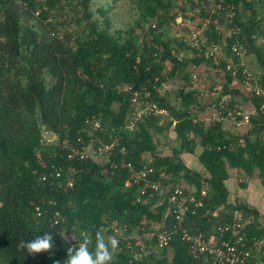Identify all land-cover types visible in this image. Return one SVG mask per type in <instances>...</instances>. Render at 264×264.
Masks as SVG:
<instances>
[{
    "label": "trees",
    "instance_id": "trees-1",
    "mask_svg": "<svg viewBox=\"0 0 264 264\" xmlns=\"http://www.w3.org/2000/svg\"><path fill=\"white\" fill-rule=\"evenodd\" d=\"M120 1L99 7L101 21L93 0H0V264H66L67 248L78 247L85 235L94 250L98 229L106 241L118 240L110 264H208L173 231L167 200L160 204L157 193L139 200L141 184H127L130 171L122 160L148 164L152 177L165 172L163 181L186 185L187 193L203 199L185 217L190 231L212 236L240 211L247 239L264 246L263 214L231 198L228 185L235 168L237 187L247 188L254 177L264 187V0H130L132 20L111 29L109 12ZM193 20L204 27L197 31L205 44L189 39L194 31L187 21ZM216 44L223 50L218 58L210 54ZM235 44L246 49L244 56ZM247 55L257 72L244 62ZM203 63L223 78L209 103L219 116L209 120L201 116L208 104L193 78ZM236 79L251 91L244 93ZM169 82H180L175 93ZM136 92L167 114H147L130 129ZM246 104L255 109L246 130L227 127L231 112L238 111L235 122L243 120ZM38 112L60 134L59 143L43 139ZM93 118L102 129L90 134ZM113 127H119L120 142L109 160L70 157L63 144L68 138L80 146V135L86 143L89 135L107 140ZM166 134L175 142L171 152L162 144ZM186 153L197 155L200 169L188 164ZM164 229L172 233L169 245L158 240ZM44 231L54 233L53 249L32 255L20 247Z\"/></svg>",
    "mask_w": 264,
    "mask_h": 264
},
{
    "label": "built area",
    "instance_id": "built-area-1",
    "mask_svg": "<svg viewBox=\"0 0 264 264\" xmlns=\"http://www.w3.org/2000/svg\"><path fill=\"white\" fill-rule=\"evenodd\" d=\"M198 33L197 31L191 35L189 39L194 40L196 44H205L206 39L203 38L199 40ZM233 49L241 56H244L246 53V49L243 48L242 45L235 44ZM210 54L218 58L223 54V50L220 45L216 44L210 47ZM234 64L235 63L230 62L228 68H235ZM236 72L237 70L234 69V74H237ZM243 73L246 74V78L251 76V71L247 70V68H243ZM257 90L259 91L260 89ZM135 94L138 107L133 113V118L126 122V126L130 129L134 128L136 120L143 119L147 114H167L168 109L166 107L160 106L154 101H144V98L138 92ZM237 114L238 111L230 113L232 119H235ZM249 115V112H244L243 119L248 121ZM100 129H102L101 121L97 118H93L88 126L89 133L92 134L93 131ZM118 131L119 127L111 128L107 140L101 136L95 137L89 135L90 139L86 143L84 136L80 135L77 138L80 146L72 144L68 138L63 140V144L70 147V157H100L104 160H109L120 142ZM122 149L124 150L125 148L123 147ZM115 164H117L116 161ZM121 164L126 166L130 171V179L127 184L131 182L141 184V195L139 196V200H141L144 195L152 197L156 193L160 197L158 201L160 204L167 200L169 203L168 210L175 214L173 231L176 232L178 230L184 239L190 241L192 252L195 256H207L209 260L208 264H264L263 243L257 240L250 242L247 239L246 233L243 232L246 220L242 212L237 211L233 219L218 224L216 226L217 233L212 236H208L203 230L192 232L188 227L184 226L185 217L192 207V203H194V206H202L204 204L202 198L198 199L195 194L187 193L185 189L186 185H173V183L163 181L162 178L167 177L165 172H161L159 177H152V169L148 164L137 167L134 163L125 160H122ZM43 178L46 177L44 176ZM207 190L208 186L206 185L202 189L201 194L205 195ZM171 238L172 233L168 231V229H164L158 234L159 243L162 245H169Z\"/></svg>",
    "mask_w": 264,
    "mask_h": 264
},
{
    "label": "rangeland",
    "instance_id": "rangeland-1",
    "mask_svg": "<svg viewBox=\"0 0 264 264\" xmlns=\"http://www.w3.org/2000/svg\"><path fill=\"white\" fill-rule=\"evenodd\" d=\"M110 0H93L92 3V8L95 12V17L99 18L101 21L104 18V15L101 14V12L99 11V7L100 6H108ZM133 11H131V5H130V0H122L119 2L118 7L114 10H111L109 12V17L111 18L112 21V27L111 29H115V28H120V27H125L127 25L128 22H130L133 18L132 14ZM178 21L182 22L183 18L179 15L178 16ZM190 22L192 25V30L195 33V30H200L202 31L204 29V27H202V25H200V23H198V20H193V21H187ZM181 35V33H179ZM188 37H191V34H187ZM179 53V52H178ZM244 62L246 63V65L252 70L257 72L258 71V66L257 63L255 62V60L253 59V56L247 55L243 58ZM194 74H196V77L194 78V83L201 88L205 95H202V101L203 102H207L209 103V101H214V99H216V95L218 90L220 89V84L221 82H223V78L222 76H219L217 74V72L210 67L209 65L203 63L201 64L199 67H197L194 71ZM236 86H238L244 93H249L251 91V86L248 83L242 82L238 79H236L235 81ZM180 85V82H169L166 86L167 88H170L171 90L177 91L178 86ZM213 92V94H211V92ZM175 96V94H174ZM213 96V97H212ZM239 98V97H238ZM240 102L242 104H245L246 102L242 99V97H240ZM243 100V101H242ZM173 101H176V98H173ZM211 101V102H212ZM210 102V103H211ZM246 110H249V107L247 105L243 106ZM206 117L208 119H212V111H206ZM204 113H201V115H205ZM214 116V115H213ZM228 126L230 125L232 128L236 129V130H241L244 131L246 130V128L248 127V123H242L239 124L237 126H235L234 124L231 125V123H227ZM162 139V144L164 145V149L166 152H171V146L174 145V139H173V135H162L161 136ZM231 198L232 195H231ZM263 215H262V221L264 223V211H262Z\"/></svg>",
    "mask_w": 264,
    "mask_h": 264
},
{
    "label": "clouds",
    "instance_id": "clouds-1",
    "mask_svg": "<svg viewBox=\"0 0 264 264\" xmlns=\"http://www.w3.org/2000/svg\"><path fill=\"white\" fill-rule=\"evenodd\" d=\"M59 222V221H57ZM96 244L94 250L88 246L89 236L85 235L79 246L72 244L67 248L66 264H110L113 260L118 240L114 237L105 240L104 231L98 229L95 233ZM56 246L54 233L44 231L43 234H36L32 239L22 240L20 247L28 254L36 255L41 251H49ZM60 260L53 261L59 264Z\"/></svg>",
    "mask_w": 264,
    "mask_h": 264
},
{
    "label": "crops",
    "instance_id": "crops-1",
    "mask_svg": "<svg viewBox=\"0 0 264 264\" xmlns=\"http://www.w3.org/2000/svg\"><path fill=\"white\" fill-rule=\"evenodd\" d=\"M235 84V82H234ZM236 85V84H235ZM238 87V86H237ZM201 90V94L202 95H205L204 91L200 88ZM211 92V91H210ZM211 94H213V92H211ZM202 95H201V100H202ZM218 96V94H217ZM213 97V96H212ZM212 101V100H211ZM209 101V103L211 102ZM203 104H208V107L206 110H203L201 111V113H206V111H212V115L211 117L214 118V117H217L219 116L218 114V111L213 108V107H209V103H205L202 101ZM248 107H249V110H246L242 105V107L244 108V112H249V113H254L255 112V109L254 107H252L251 105H248L246 104ZM203 117H205L206 119H208L206 117V114L205 115H201ZM209 120V119H208ZM225 123H226V126L227 127H230L232 128L230 125L228 126L227 123H231L234 124L235 126L239 125V124H242V123H248V121H246L245 119L239 121V122H235L233 119H225L224 120ZM165 150V149H164ZM166 152V151H165ZM201 152V148L200 146H198L196 148V154H199ZM184 158L186 159V161L188 162V164L193 167V168H198L200 169V163H199V160H198V157L197 155H194V154H190V153H186V154H183ZM230 173H231V177L230 179L228 180V185L231 189V195L233 197V199L235 197H239L241 200H245L247 201L248 203L256 206L257 208H259L260 212L263 213L262 211H264V187L261 185L260 181L258 178H251L250 180V183L248 185L247 188H239L237 187V180H238V171L237 169L235 168H230Z\"/></svg>",
    "mask_w": 264,
    "mask_h": 264
},
{
    "label": "water",
    "instance_id": "water-1",
    "mask_svg": "<svg viewBox=\"0 0 264 264\" xmlns=\"http://www.w3.org/2000/svg\"><path fill=\"white\" fill-rule=\"evenodd\" d=\"M38 120H39V128L42 132V137L45 141L48 143H59L61 141L60 134L56 132L55 130L46 127L42 120H41V115L40 112H38Z\"/></svg>",
    "mask_w": 264,
    "mask_h": 264
}]
</instances>
